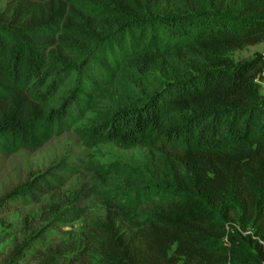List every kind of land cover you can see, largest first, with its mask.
<instances>
[{
    "label": "trees",
    "instance_id": "16d2710c",
    "mask_svg": "<svg viewBox=\"0 0 264 264\" xmlns=\"http://www.w3.org/2000/svg\"><path fill=\"white\" fill-rule=\"evenodd\" d=\"M263 41L264 0H10L0 153L87 123L148 163L99 171L101 216L74 192L4 264H264V58H227ZM41 191L33 180L0 206ZM81 217L79 238L52 245Z\"/></svg>",
    "mask_w": 264,
    "mask_h": 264
},
{
    "label": "rangeland",
    "instance_id": "374dc122",
    "mask_svg": "<svg viewBox=\"0 0 264 264\" xmlns=\"http://www.w3.org/2000/svg\"><path fill=\"white\" fill-rule=\"evenodd\" d=\"M9 1L0 0V9ZM263 50L264 41L242 51L230 52L227 58L237 64ZM258 86L259 95L264 96V90ZM147 163L144 149L123 150L111 142H103L87 123L54 136L39 150H21L11 155L0 153V199L33 180L42 188L41 192L34 193L36 199L29 195L0 206V264H4L14 246L34 228L46 224V211L50 206L62 205L64 198L74 192L81 191L79 206L87 210V216H101L103 209L95 194L103 186L98 179L99 171L109 166L118 170H134L145 167ZM82 228L83 217L64 227L63 231L53 232L49 240L52 245H57L65 240L71 241L75 236L77 239ZM22 264L36 262L27 259Z\"/></svg>",
    "mask_w": 264,
    "mask_h": 264
},
{
    "label": "built area",
    "instance_id": "2783aa9c",
    "mask_svg": "<svg viewBox=\"0 0 264 264\" xmlns=\"http://www.w3.org/2000/svg\"><path fill=\"white\" fill-rule=\"evenodd\" d=\"M262 56H263V58H264V50L260 53ZM258 84L260 85V87L264 90V80H262V81H258Z\"/></svg>",
    "mask_w": 264,
    "mask_h": 264
}]
</instances>
